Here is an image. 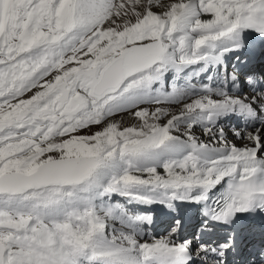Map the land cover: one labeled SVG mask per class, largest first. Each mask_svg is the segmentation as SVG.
I'll return each instance as SVG.
<instances>
[{"label": "rangeland", "instance_id": "obj_1", "mask_svg": "<svg viewBox=\"0 0 264 264\" xmlns=\"http://www.w3.org/2000/svg\"><path fill=\"white\" fill-rule=\"evenodd\" d=\"M128 1L0 0V264H100L87 258L94 242L103 236L128 242L125 220L141 227L137 222L143 219L135 218L136 201L130 203L95 178H110L135 161L145 136L151 135L153 144L165 132L170 138L182 136L191 122L195 134L205 129L196 107L170 121L180 108L162 105L177 91L191 93L187 98L205 95L194 85L199 77L184 82L198 64L181 70L179 80L173 63L164 76L155 73V67L164 66L159 57L169 55L172 41L182 35H175L178 17L168 24L171 15L154 12L149 1L129 19L121 14ZM113 15L121 17L120 25ZM245 40L235 46L238 54L264 37ZM124 51H129L125 83L104 97L93 96L92 85L103 68ZM185 84L191 85L186 89ZM186 97L177 96L178 102ZM135 103L157 105L106 127L114 109L124 114ZM227 122L211 128L230 139L234 129ZM254 125L235 127L252 136L262 131L261 122ZM129 180L118 186L133 187ZM150 208L159 212L163 207L157 200Z\"/></svg>", "mask_w": 264, "mask_h": 264}, {"label": "bare ground", "instance_id": "obj_2", "mask_svg": "<svg viewBox=\"0 0 264 264\" xmlns=\"http://www.w3.org/2000/svg\"><path fill=\"white\" fill-rule=\"evenodd\" d=\"M149 1L156 6L153 9L154 12L163 11L166 15H171L168 17L170 19H167L168 24L172 23V18L175 20L178 17L176 20L179 24L175 29V35L182 34L177 39L174 38L175 42L172 41L169 55L163 54L159 57L164 61L161 64L164 66L163 68L155 67V73L160 76L165 75L166 65L173 63L174 67H178L179 73L176 74V79L179 80L181 70L189 65L198 64L199 66L194 67L198 68L206 63L216 64L227 57L230 53L229 49L243 43L249 32L252 34L250 38L264 33V22L259 24L256 19L257 12L264 11V0H129L127 4L125 3L121 14L129 19L137 16L135 13L145 9ZM112 20L120 25L121 17L113 15ZM260 43H264V40H261L259 45ZM253 48L254 46L247 49V54H253L251 53ZM261 53L262 55L258 58L263 57L264 51ZM204 75L206 74L201 73L196 77L200 79ZM133 85L135 83L132 87ZM194 85L197 89L204 91L205 95L187 98L186 96L191 93L180 89L181 92L182 90L185 92L177 91L178 93L169 94L166 103L162 105L167 108L172 107L171 109L180 108L179 111L176 110L177 112L170 115V121L173 115H185L186 113H182L189 111L186 109H189V106L196 107V113L205 127L202 132L196 131L197 134H195L191 131L190 127L194 125L191 122L182 136L177 134L170 138L165 132L162 139L153 144H149L152 136H145L141 143L146 152L142 148L140 156L135 161L132 160L131 163L128 162L117 169L110 178L106 174H103L100 179L95 178L99 183H105L108 189H113L118 195L130 199V203L136 201L137 207L142 205L140 207L144 211L150 210V207L159 200L163 208L156 212L160 214L161 222L156 225L157 229L166 223V216L174 212L192 219L191 212L195 205L200 199L207 198L212 191L220 188L224 177L235 174L246 177L259 166L264 167V106L260 107L262 103L257 98L240 99L236 92L226 91L222 86H209L207 83ZM177 96L186 97V101L179 103ZM156 105L135 103L128 106L129 112L124 114H121L122 110L114 109L110 113L114 117L105 125L107 127L111 123L119 122L118 119L121 117L145 112ZM256 114L257 117H255ZM234 117H236V126L261 122L262 131H253L252 136H245L244 130L234 127L231 133L232 138L226 139L220 135V129L211 128L217 121L224 124L225 121H232ZM144 129L140 127L137 130L142 133ZM242 133L244 138H240ZM191 134L196 137H191ZM211 136L215 139V146L208 144L213 141L210 139ZM130 178L138 179L139 186H118ZM116 179L121 182H117ZM189 205L193 206L188 207ZM125 223L129 234L126 235L128 242L115 243L104 236L100 237L88 249V253L86 252L88 260L93 258L100 264H173L192 244V241L178 240L176 236L161 240L148 238L145 234L148 231L139 230L137 224L130 218H127ZM137 223L143 225L147 224V221L144 219ZM98 255L100 259H97Z\"/></svg>", "mask_w": 264, "mask_h": 264}, {"label": "water", "instance_id": "obj_3", "mask_svg": "<svg viewBox=\"0 0 264 264\" xmlns=\"http://www.w3.org/2000/svg\"><path fill=\"white\" fill-rule=\"evenodd\" d=\"M129 51H124L113 58L101 71L100 76L92 85L91 93L93 96L102 97L112 90H116L123 85L127 78V57ZM131 183L139 184L140 181L132 178Z\"/></svg>", "mask_w": 264, "mask_h": 264}]
</instances>
